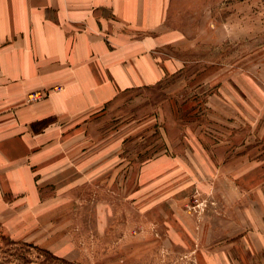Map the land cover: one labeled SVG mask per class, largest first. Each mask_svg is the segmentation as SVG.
Returning a JSON list of instances; mask_svg holds the SVG:
<instances>
[{"label":"rangeland","instance_id":"obj_1","mask_svg":"<svg viewBox=\"0 0 264 264\" xmlns=\"http://www.w3.org/2000/svg\"><path fill=\"white\" fill-rule=\"evenodd\" d=\"M190 6L167 50L177 67L86 117L75 176L33 180L28 159L15 171L33 173L11 178L0 162V264H209L188 230L264 226L250 179L264 165V0ZM235 235L228 264H264Z\"/></svg>","mask_w":264,"mask_h":264},{"label":"crops","instance_id":"obj_2","mask_svg":"<svg viewBox=\"0 0 264 264\" xmlns=\"http://www.w3.org/2000/svg\"><path fill=\"white\" fill-rule=\"evenodd\" d=\"M192 1L0 0L4 172L13 178L33 168L38 174L29 178L56 184L83 169L73 160L84 147L73 137L84 133L88 115L125 91L160 84L177 67V56L167 50L186 38L179 14L188 5L190 11ZM42 91H48L46 99L27 102ZM28 159L29 169L15 171L18 162ZM254 169L251 183L262 187L264 165ZM218 214L222 219L224 213ZM194 230L187 235L209 264H228L230 250L239 244L233 242L235 234L246 233L252 250L264 246V226L204 223Z\"/></svg>","mask_w":264,"mask_h":264},{"label":"built area","instance_id":"obj_3","mask_svg":"<svg viewBox=\"0 0 264 264\" xmlns=\"http://www.w3.org/2000/svg\"><path fill=\"white\" fill-rule=\"evenodd\" d=\"M38 97H39V94L38 95H34L32 98V100H34V99H38ZM199 199H197V201H198ZM201 203V202H200ZM197 207H200V204L198 205V204H196L195 205V208H197Z\"/></svg>","mask_w":264,"mask_h":264}]
</instances>
